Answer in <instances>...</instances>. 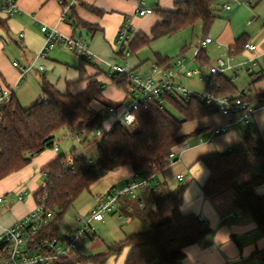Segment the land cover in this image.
<instances>
[{
	"label": "trees",
	"instance_id": "16d2710c",
	"mask_svg": "<svg viewBox=\"0 0 264 264\" xmlns=\"http://www.w3.org/2000/svg\"><path fill=\"white\" fill-rule=\"evenodd\" d=\"M83 6L102 14L95 7ZM215 10L212 0H177L170 9L155 8L154 14L159 21L151 28L149 36L143 32L135 35L129 44L131 55L152 40L172 36L198 22L207 31L216 19ZM5 20L0 19V28H5ZM69 21L74 29L83 28L90 34L100 30L99 26L77 17L72 8ZM247 42L245 37H241L230 50L238 53L244 50ZM155 58V62L161 65H169L172 61L159 54ZM195 59L206 62L204 48L197 49ZM85 64L96 69L94 76H85ZM77 69L78 80L88 81L81 92H61L42 77L41 95L31 106L22 108L12 96L11 102L0 109V180L26 166L34 155L52 148L55 134L61 129L74 128L82 122L83 136L97 138L94 150L96 163H92L89 157L73 154L68 164L64 155H59L42 168L44 185L35 192L34 198L36 202L43 201L52 217L38 230L33 240L34 247L42 241L60 237L59 222L82 192L89 190L108 172L129 166L132 175L153 176V182L140 191L137 200L120 199L119 209L129 218L145 223L148 229L126 235L122 240L111 243L102 253L83 255L78 250L73 256L61 258L55 264H107L110 259L123 255L124 250L127 253L123 264H176L183 258L185 248L200 240L207 229L198 215L181 211L187 184L179 182L175 188H170L167 181L157 182L154 176L170 166L167 157L175 146L201 134V131L181 134L183 123L213 114V110L205 105L203 94L194 93L187 98L164 97L161 103L152 101L146 108H137L133 128L115 123L110 129L102 130L104 115L92 110L90 103L101 87L93 77L104 71L83 56L79 57ZM109 79L121 91L128 84L127 75L123 73H113ZM205 93L219 97L241 96L249 103L259 97L239 91L225 74L209 76ZM166 106L173 107L180 119L168 112ZM250 125L244 126L241 142L229 151L200 158L208 170L201 189L203 195L210 198L231 188L234 205L250 216L264 234V194L253 190L254 186L264 183V139L247 128ZM98 129L102 130L101 137L95 135ZM256 167L260 173L242 181Z\"/></svg>",
	"mask_w": 264,
	"mask_h": 264
},
{
	"label": "crops",
	"instance_id": "0c3cea01",
	"mask_svg": "<svg viewBox=\"0 0 264 264\" xmlns=\"http://www.w3.org/2000/svg\"><path fill=\"white\" fill-rule=\"evenodd\" d=\"M175 1L177 0H157L155 8L170 9ZM17 5L18 11L5 20L4 29L0 28V86L13 88V96H15L14 87L18 81L20 69L14 67L13 64H8L12 71L11 75L3 66V63L8 61L4 49L11 41L16 44L20 54L25 59V66L22 67H30L27 73L30 71L36 75L43 73L41 78L45 77L61 92L70 91L76 94L86 88L88 81L78 80V69L58 59V54L54 52V49L59 45L53 47L52 51L51 49L49 52L47 51L45 57H37L38 52L45 43L44 34L40 30L41 26L44 25L54 28L65 37L78 38L86 42L90 55L88 59L98 65L100 69L102 64L106 66V72L101 69L104 73L93 77V79L104 83L106 87L102 90L103 96L115 100V103L105 105L104 102L99 104V101H95V103L92 101L90 108L94 111L101 112L100 109H105L107 113L106 107L108 105H120L123 102L124 92L117 89L107 76V72L113 64L122 65L140 75L149 73V67L153 62L144 63L132 58V55L125 60L114 53V41L117 32L126 19L131 20L133 27L132 39L140 32L149 36L151 28L159 21L155 14L146 16L135 14L136 0H77L70 5L63 18L61 17L62 5L60 0H17ZM83 5L95 7L102 14L94 13ZM70 8L73 9L77 17L91 25L99 26L100 30L90 34L83 28L74 29L69 21ZM147 16L150 17L146 21L144 19ZM10 33L17 36L20 41L13 40L9 36ZM261 41L260 45L254 41H248L256 46L254 51L244 49L249 54L248 60L254 58V61L248 63V84L245 89L240 91H245L250 96H259L252 102L256 110L252 117V123L247 128H250L257 136L264 139V38ZM233 45L228 46L226 51L230 50ZM230 51L232 58L234 53L233 50ZM118 57L123 62L122 64L117 62ZM218 59H216V62ZM231 64L233 65V69L229 71L231 74L225 75L236 85L237 73L246 63L233 64L231 62ZM39 66H43L44 69L41 71ZM47 69L52 72L46 74ZM84 69L87 75L92 74L91 76H94L96 74V71H93L89 65L85 64ZM54 71H57L56 76L53 75ZM184 79H186L185 76L179 78L181 82ZM79 82L81 84L76 85ZM68 84L70 85L68 86ZM95 104L98 105L97 108H95ZM226 122L227 118L220 113H213L185 122L182 125L181 134H190L194 131H201V134L193 136L173 148V151L180 155L179 160L173 165L179 163L184 169V172L175 174V183H179L176 176L182 175L184 178L182 183L188 185L184 192L181 211L183 213L193 212L199 218L202 217L203 220L201 221L207 229L206 234L200 240L185 248L183 258L176 264H264V234L257 229L250 216L242 213L234 205L233 190L226 188L210 198H206L202 193L201 187L207 178L208 170L200 161V158L217 152L229 151L241 142V132L244 126H232L228 131L207 139L205 134L207 129L223 125ZM113 123L114 117L109 114V122L104 130L110 129ZM74 128L67 130L70 131ZM199 137L203 138V142L198 143ZM54 141L55 137L49 155L42 157L44 152L34 155L26 166L0 180V197H2L0 202V236L8 226L34 209L36 205L34 194L44 185V181L43 184L39 182L40 173L38 169L42 170L46 164L57 158L59 156L57 154L60 153V149ZM55 145L58 150L54 149ZM108 173L120 180L119 183L110 187L114 188L123 186L131 177L133 171L129 166H123ZM259 173L260 169L259 171L253 169L243 179L247 181ZM154 178L157 182L166 181L165 178L163 180L158 179L157 175ZM253 190L257 194H264V183L254 186ZM19 193L24 195L23 200L18 199ZM94 236L95 234L90 239H93ZM126 253L122 255L119 264L124 263Z\"/></svg>",
	"mask_w": 264,
	"mask_h": 264
},
{
	"label": "built area",
	"instance_id": "2783aa9c",
	"mask_svg": "<svg viewBox=\"0 0 264 264\" xmlns=\"http://www.w3.org/2000/svg\"><path fill=\"white\" fill-rule=\"evenodd\" d=\"M77 0H60L62 5V18L66 11ZM261 0H245L244 3L252 6ZM225 11H230L229 4H223L221 7ZM154 9L145 6V0H136L135 14L146 16L154 14ZM18 11L17 0H0V19H8ZM41 32L44 34L45 43L38 52L37 57H45L47 51L58 44L63 45L66 49L79 54L85 58H90L87 43L78 38L65 37L54 28L41 26ZM22 36V34H20ZM133 36V27L130 19H126L120 26L116 39L114 41V53L120 55L123 59L131 56L129 44ZM213 40L206 36L199 44V48H204ZM244 49L254 51L256 46L252 43H245ZM231 51L227 50L225 60L218 59L214 65L208 70L209 76L216 74H224L233 69L231 64ZM254 58L248 63H253ZM13 66L20 69L18 80L23 74H26L30 67H22L19 62L14 61ZM42 71L43 66H39ZM113 73H123L127 75L128 84L124 88V99L120 105H108L106 111L114 117V123L122 124L128 128H133L136 123L135 110L139 107L146 108L152 101L161 103L164 97L187 98L194 94L188 88L182 85L179 80L183 76H192L195 72L188 66V63L181 56L176 57L169 65H161L153 62L149 67L147 75H140L131 72L122 65L113 64L107 72L109 77ZM13 96V88L0 86V109L11 102ZM202 99L206 106L213 110V113H220L227 118V122L223 125L212 127L205 132L207 139H211L215 135L228 131L232 126H247L252 123V117L256 110L252 103L241 96H225L219 97L213 93H205ZM97 137H101L102 130L95 132ZM78 138L83 136V132L77 134ZM203 142V138L199 137L198 143ZM187 146V145H186ZM55 150L58 147L54 146ZM180 155L171 151L168 154V162L170 165L175 164L179 160ZM72 158L67 159V163H71ZM176 179L182 183L184 178L177 175ZM153 182V176L142 177L139 174H133L126 183L121 187H114L100 197L94 207L88 213L89 217L77 219L75 224L69 231L61 233L59 238L42 241L34 247L33 240L38 230L52 217V212L46 210L42 200L36 202L32 211L24 217L16 220L12 225L8 226L0 236V264H55L61 258H69L73 256L79 248L82 241L90 239L94 234V223L104 221L106 213L115 212L119 205L120 199L123 197L137 200L141 190ZM19 200L24 199V195L19 193ZM2 197H0V202ZM203 220L202 217L199 218ZM83 264V263H77Z\"/></svg>",
	"mask_w": 264,
	"mask_h": 264
},
{
	"label": "rangeland",
	"instance_id": "374dc122",
	"mask_svg": "<svg viewBox=\"0 0 264 264\" xmlns=\"http://www.w3.org/2000/svg\"><path fill=\"white\" fill-rule=\"evenodd\" d=\"M244 1L245 0H212V3L216 8V19L207 31H204L201 22H198L194 27L181 30L172 36L150 41L148 45L141 47L135 52V55L132 54V58H136L144 63H149L155 62V55L157 54L162 57H168L172 60L181 56L189 64L188 66L195 72L192 76H185L186 79L181 82L182 85L186 86L188 90L194 93L204 94L209 77V67L216 62V59L218 58L223 60L226 59V49L228 46L234 44L235 41L241 37H245L247 41H254L256 44L260 45L262 38H264V0L256 2L252 6L246 5ZM156 2L157 0H145V6L155 8ZM223 4H229L231 10H223L221 8ZM149 17L150 16H147L144 20L147 21ZM16 35H18V33H16ZM9 36L13 38V40H17V42L20 41L19 38L12 33H10ZM206 36L210 37L214 42L205 48V56L207 59L206 62H201L195 59V55L201 40ZM58 45L59 47L54 49V52L58 54V59L77 68L80 55L66 49L60 44ZM4 54L8 61H5L3 66L9 74L12 75V71L8 64L12 65V62L17 61L21 66H25V59L20 54L19 48L13 41L6 46ZM248 58L249 54L244 50L234 53L231 58L233 64L242 62L246 63L239 69L236 76V87L239 91L245 89L248 84ZM117 59V62L121 64L123 63L120 57ZM100 67L106 72V66L102 64ZM90 68H92L93 71H96L94 67L90 66ZM51 72L50 69L46 70V74ZM85 73L86 77H92V74L87 75L86 71ZM42 74L43 73H39L36 75L34 72L30 71L27 74H23L21 79L15 84L14 93L22 108L31 106L41 95L40 82ZM224 74H231V72L228 71ZM53 75L56 76L57 71H54ZM80 84L81 83L79 82L76 85ZM100 84V90L98 91L95 100H93V103H95V101H99V104L104 102L105 105L115 103V100L103 96L102 90L106 86H104L103 82H100ZM95 106V108H97L98 105L95 104ZM165 108L173 116L180 119V115L173 107L166 106ZM100 111L104 115L103 126L101 128L104 130L109 122V114L105 112V109H100ZM83 131L85 132L82 122H79L73 130H59L55 134L54 141L60 149V153L57 155H64V157L68 159L71 158L73 154H77L89 157L92 163H96L97 157L94 150L97 145V138L92 135H84L78 138L77 134ZM51 149L52 148H46L43 150L42 152L44 153L42 157L49 155ZM254 169H258L259 171V167ZM38 171L40 173L39 182L40 184H43L44 176L42 170L39 168ZM178 172H184V169L179 163L169 166L156 175L160 180L165 178L170 188H175L177 186L175 183V174ZM119 181L120 180L115 178L114 175L107 173L97 180L89 190L82 192L75 199L70 209L61 218L59 222L60 231L62 233L69 231L75 224H77V219L80 217L87 219L89 217L88 213L94 207L97 200L106 193L113 184L119 183ZM242 181H244V179ZM93 227L95 234L94 238L82 241L78 248L79 253L83 255L102 253L106 250L107 246L113 242L122 240L126 235L143 232L148 229V226L145 223L135 218H129L121 212L120 209L115 212L106 213L104 215V221L94 223ZM124 253L125 250L123 251V254ZM121 258L122 255L118 258H112L107 264H119Z\"/></svg>",
	"mask_w": 264,
	"mask_h": 264
}]
</instances>
